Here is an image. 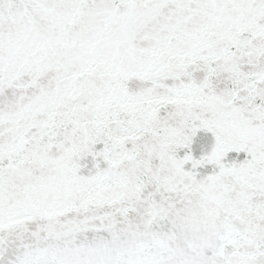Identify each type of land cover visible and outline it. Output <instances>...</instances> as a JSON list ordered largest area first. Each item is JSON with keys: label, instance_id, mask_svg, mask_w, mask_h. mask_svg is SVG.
<instances>
[{"label": "snow or ice", "instance_id": "1", "mask_svg": "<svg viewBox=\"0 0 264 264\" xmlns=\"http://www.w3.org/2000/svg\"><path fill=\"white\" fill-rule=\"evenodd\" d=\"M0 264H264V0H0Z\"/></svg>", "mask_w": 264, "mask_h": 264}]
</instances>
